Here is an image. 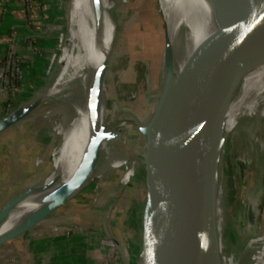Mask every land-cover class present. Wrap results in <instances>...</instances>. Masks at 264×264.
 I'll return each mask as SVG.
<instances>
[{"label":"rangeland","instance_id":"374dc122","mask_svg":"<svg viewBox=\"0 0 264 264\" xmlns=\"http://www.w3.org/2000/svg\"><path fill=\"white\" fill-rule=\"evenodd\" d=\"M57 2L58 7L63 11L64 28L58 31L55 48L46 57L43 67L41 66L42 75L35 81L31 91L26 93L28 100L56 75L57 63L54 62L60 54L65 36L71 32L72 39L77 33L69 8L71 0H57ZM103 10L106 22L108 12L105 6ZM123 13L124 15H121ZM111 15L115 29L114 37L108 42L104 41L103 46L105 62L111 74L105 85L103 125L105 130L120 132V141L115 142V148L126 157V161L104 178H89L82 188L57 211L62 215L69 213L66 215L70 221L67 222L68 225L84 226L89 223L94 225L91 232L111 234L118 232V229H122L123 232H135L137 237L128 236L124 242V254L119 252L120 259L116 263L137 264L144 176L143 161L140 156L143 147L137 126L140 122L143 124L146 121L153 106H158L163 101L166 91L174 87L177 71L173 57L170 56L168 83L158 100L163 55L156 38L163 33L165 26L160 22L162 16L155 0L116 2ZM73 16L75 17L74 13ZM122 24H124L123 29ZM170 27H174L173 19ZM51 100H42L41 105L36 107L23 122L16 124L22 127L15 130L26 128L24 130L34 134L37 143L41 144L39 154L44 153V156L40 162H38L39 157L34 161L44 173L46 171L44 175L50 170V158L55 145L58 142L64 143L63 139L54 133L55 117L46 115L55 107L54 99ZM229 105L232 109L235 108L234 98ZM45 115V119L40 118ZM247 126L251 129H246ZM87 128L90 131L93 125L89 124ZM79 129L83 130V128ZM219 130L220 128L217 133H220ZM82 141L91 142V139L84 138ZM76 142L75 136L69 144L74 145ZM130 167L131 178L121 184L126 169ZM215 171L216 180L220 184L223 208L221 227L223 255L235 257L244 248L246 241L263 235V239L258 241L263 245L260 248L262 253H259L252 262L260 264L264 255V224H261L264 216V114L258 120L250 116L240 118L239 124L221 137ZM35 176L29 174L31 180L26 179L27 184L36 183L37 176ZM44 177L42 176L41 179ZM33 180L34 182H31ZM251 204L253 207L256 206L254 211H251ZM92 211L98 212L97 216L91 219L83 217L86 212Z\"/></svg>","mask_w":264,"mask_h":264},{"label":"water","instance_id":"95a60500","mask_svg":"<svg viewBox=\"0 0 264 264\" xmlns=\"http://www.w3.org/2000/svg\"><path fill=\"white\" fill-rule=\"evenodd\" d=\"M230 2L236 16L220 35L224 44L219 48L199 46L186 65L180 91L178 84L168 89L163 101L137 126L144 174L137 264H197L200 246L203 253L198 264H214L211 226L206 220L218 154L213 140L245 65L264 52V0ZM93 6L96 9L95 3ZM107 69L105 64L99 75ZM44 99L40 90L12 109L0 119V134L26 119ZM112 133L120 141V132ZM102 138L101 134L93 138L68 185L38 210L32 222L0 239V246L42 224L82 188L96 166ZM30 188L0 206V221ZM255 207L251 204V211ZM113 240L124 254V241Z\"/></svg>","mask_w":264,"mask_h":264},{"label":"bare ground","instance_id":"6f19581e","mask_svg":"<svg viewBox=\"0 0 264 264\" xmlns=\"http://www.w3.org/2000/svg\"><path fill=\"white\" fill-rule=\"evenodd\" d=\"M119 1L126 0H71L69 3L77 33L72 39L71 32L65 36L56 66V75L41 90L46 99L55 101L54 109L46 115L55 117L54 133L62 138L64 143L58 142L55 145L50 158V170L45 177L26 187L24 190L31 188L0 221V239L16 232L22 225L32 222L34 216L39 213L38 210L51 202L68 185L79 169L96 134H101L103 138L99 147L98 161L89 178H104L125 163L126 157L115 148V134L110 130H104L103 125L105 85L111 74L107 69L102 77L99 75L106 64L104 41L108 42L114 37L111 10ZM155 1L162 16L160 22L165 26L163 33L156 38L163 55L159 89V96H162L168 83L169 57L172 56L175 63L177 71L175 84H178L177 91H180L184 84L186 65L190 62L193 53L202 44H209L213 48L221 47L224 42L220 39V35L233 23L236 13L235 6L230 0ZM104 6L108 12L106 22ZM172 19L174 27H170ZM238 82V88L231 94L223 112L219 126L220 133L214 136L215 153H218L221 146V137L238 125L240 118L250 116L258 120L264 114V52L247 62ZM233 98L234 109L229 107ZM46 115L40 118L45 119ZM89 124L93 125L90 131L87 128ZM246 129L251 128L247 126ZM75 136L77 142L74 145L69 144ZM84 138H90L91 142H83ZM140 156L143 160V152ZM42 158L43 156L39 157L38 162ZM131 175L130 167L126 169L121 184L131 178ZM216 177L215 173L206 218L211 226L209 243L212 261L214 264H253L258 254L262 253L260 248L263 245L258 241L263 239V235L246 241L244 248L235 257L223 255L221 229L223 208L220 184ZM261 224H264V216ZM198 253L195 260L197 264L203 253L201 246ZM261 259L260 264H264V255Z\"/></svg>","mask_w":264,"mask_h":264},{"label":"crops","instance_id":"0c3cea01","mask_svg":"<svg viewBox=\"0 0 264 264\" xmlns=\"http://www.w3.org/2000/svg\"><path fill=\"white\" fill-rule=\"evenodd\" d=\"M62 17L57 0H0V50L12 46L21 57L24 71L20 90L6 92L0 98L1 106L9 103L12 110L26 100V93L42 75L41 66L46 57L55 48L58 31L64 28ZM59 57L60 54L53 62L58 63ZM20 127L22 125H15L0 134V206L31 185L25 181L31 180L29 174H35L37 182L46 173L34 161L44 156V153L39 154L41 144L34 134L24 130L26 128L15 131ZM16 183L19 185L15 186ZM58 213L0 246V264H11L13 259L18 264H102L104 256L99 250V240L104 233H64L62 226L70 222L66 217L69 213ZM56 224L59 226H54ZM121 230L111 235L124 242L129 235L137 237L135 232Z\"/></svg>","mask_w":264,"mask_h":264},{"label":"built area","instance_id":"2783aa9c","mask_svg":"<svg viewBox=\"0 0 264 264\" xmlns=\"http://www.w3.org/2000/svg\"><path fill=\"white\" fill-rule=\"evenodd\" d=\"M24 79V71L21 64V57L15 52L12 46L9 45L4 51L0 50V98L6 92L11 90L19 91L21 83ZM11 111V104L7 103L5 106L0 105V119ZM95 226L87 225H68L62 226V232L70 234L79 232L88 235ZM101 233V232H100ZM99 250L104 256L102 264L116 263L120 259L119 251L115 245L113 237L110 233L104 232L99 240ZM11 264H18L15 259Z\"/></svg>","mask_w":264,"mask_h":264},{"label":"trees","instance_id":"16d2710c","mask_svg":"<svg viewBox=\"0 0 264 264\" xmlns=\"http://www.w3.org/2000/svg\"><path fill=\"white\" fill-rule=\"evenodd\" d=\"M135 186V185H134ZM98 213V212H97ZM97 213L96 212H94V211H92V212H88V214H86V215H84L83 217L85 218H87V219H91V218H94L95 216H97Z\"/></svg>","mask_w":264,"mask_h":264}]
</instances>
